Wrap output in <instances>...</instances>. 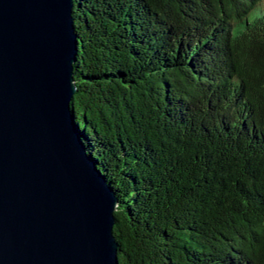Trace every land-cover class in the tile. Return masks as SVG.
I'll list each match as a JSON object with an SVG mask.
<instances>
[{
  "label": "trees",
  "instance_id": "16d2710c",
  "mask_svg": "<svg viewBox=\"0 0 264 264\" xmlns=\"http://www.w3.org/2000/svg\"><path fill=\"white\" fill-rule=\"evenodd\" d=\"M71 110L117 199V264H264V0H73Z\"/></svg>",
  "mask_w": 264,
  "mask_h": 264
},
{
  "label": "water",
  "instance_id": "95a60500",
  "mask_svg": "<svg viewBox=\"0 0 264 264\" xmlns=\"http://www.w3.org/2000/svg\"><path fill=\"white\" fill-rule=\"evenodd\" d=\"M73 0H0V264H117V199L71 110Z\"/></svg>",
  "mask_w": 264,
  "mask_h": 264
}]
</instances>
